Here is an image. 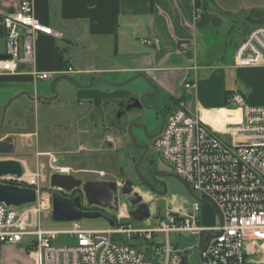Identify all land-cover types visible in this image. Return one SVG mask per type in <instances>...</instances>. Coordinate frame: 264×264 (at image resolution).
Returning <instances> with one entry per match:
<instances>
[{
	"label": "crops",
	"instance_id": "1",
	"mask_svg": "<svg viewBox=\"0 0 264 264\" xmlns=\"http://www.w3.org/2000/svg\"><path fill=\"white\" fill-rule=\"evenodd\" d=\"M20 2L0 0V61L8 57L3 21L17 11ZM197 9L201 18L196 16ZM35 15L62 37L37 35L35 65H23L15 75L0 72V121L5 115L0 136L13 139L15 154L7 157L22 162L26 171L30 172L28 158L35 159L37 171L39 160L51 163L47 155L53 156L58 166L68 156L71 166L59 167L76 177L90 173L83 160L96 153L107 157L110 152L127 154L131 147L127 128L115 130L111 124L117 102L141 99V94L127 89L134 80L151 88V104H160L168 115L178 101H185L191 114L221 135L227 125L242 119L241 110L228 103L235 91L249 105H264V68L234 66L238 45L251 30L264 25V0H120L117 16L114 0H35ZM58 54L66 65L63 70L57 69ZM69 68L83 74L41 82L30 73L33 69L55 73ZM90 81L91 87L85 88ZM188 84L192 87L187 88ZM53 86L57 96L51 93ZM65 95L71 96L66 104L71 114L64 118L68 122L64 140L59 136L63 130L59 117L51 125L50 139L34 142L40 118L35 115L27 121L25 115L33 109L38 114L43 110L46 117L58 114L63 106L60 96ZM195 199L210 210L204 220L198 215V224L216 227L217 211L195 196L191 202L184 199L174 210L180 216L190 213ZM128 208L123 203L116 219L129 218ZM210 236L194 239V244L182 243L186 245L183 249H192L190 252L199 256Z\"/></svg>",
	"mask_w": 264,
	"mask_h": 264
},
{
	"label": "built area",
	"instance_id": "2",
	"mask_svg": "<svg viewBox=\"0 0 264 264\" xmlns=\"http://www.w3.org/2000/svg\"><path fill=\"white\" fill-rule=\"evenodd\" d=\"M196 16L201 18L199 9ZM3 23L9 57L0 61L4 74L15 75L23 65H35L37 35L62 37L38 21L35 0H21L17 11ZM234 66L264 68V25L251 30L238 45ZM30 73L36 81L83 74L74 68L55 73L33 69ZM228 103L241 110L242 119L227 125L222 135L191 114L185 101H178L154 140V148L192 195L213 205L216 227L198 224L201 203L195 199L190 213L180 216L169 210L166 222L152 225L150 219L141 224L134 221L135 226L130 218L118 217L115 226L105 230H85L80 222H71L68 230H44L41 217L52 214L53 204L52 195L42 185L41 165L34 174L25 171L21 178L0 177V184L32 188L37 193L36 203L20 208L0 203V244L17 245L28 239L36 264H188L190 253L172 244L171 234H186L193 240L206 234L211 236L199 253V264H264V105L247 104L238 91L230 95ZM47 156L54 172L69 173L53 156ZM160 234L166 237V244L155 242ZM60 235L75 243L55 245Z\"/></svg>",
	"mask_w": 264,
	"mask_h": 264
},
{
	"label": "rangeland",
	"instance_id": "3",
	"mask_svg": "<svg viewBox=\"0 0 264 264\" xmlns=\"http://www.w3.org/2000/svg\"><path fill=\"white\" fill-rule=\"evenodd\" d=\"M63 89L66 88L65 87L61 88V90ZM127 89L129 90V92L131 93L133 92L134 95L141 94L142 95L141 97H143L146 94H151V92H153L151 91V88L144 81L140 79L134 80L132 83H130L127 86ZM51 93H53L54 96L58 95L57 89H55L54 86L53 88H51ZM151 99H153L152 96H147L148 102H150ZM59 101L60 104L62 103L63 106L58 108L57 110L58 114L54 112L48 114L46 117L43 113V110H39V114H38V112L34 109L32 114L29 113V111L26 115L24 114L25 120L27 121H29L30 119L34 120L35 115H36V119L38 116L40 118V120L37 122V130H36V136L38 135V138L37 139L35 138L34 142H36V140L39 139L41 143H46V139H50V136L52 134L51 125L55 123L57 119H59V117H60L59 125L62 126L63 128V130L59 132V136H61V141L64 140L63 138L65 136V129L68 128V122L64 118L67 114H71V109L68 108L70 106H66V104L71 101V96L70 95L69 96L65 95L62 97L60 96ZM145 105H146V100H145ZM150 112H151L150 110L144 107L142 110H139L138 112L132 114V116L128 120H126V124L129 125L134 120H137L142 114L144 118H146L147 116H149L148 113ZM45 117L46 119L44 120ZM2 119L0 121V127H2ZM149 119L150 121L152 120L151 116L149 117ZM140 130L141 129H139L138 126H135L132 127L131 132L128 131L127 133L129 138L128 141L129 143L131 142L132 147L128 148L127 146L128 148L127 154L124 152H120L118 154H116L115 152H110L111 156L107 157L100 153H96L91 158L83 160V163L89 166L88 168L90 170V173L76 174L77 175L76 178L82 180L83 182H89L94 180L99 181L103 177L115 180L123 177V172H124L128 179L130 180L134 179L136 177L135 172L137 170L135 171L134 168V158L132 151L133 152L135 151L134 149H136V145L131 141V139L132 136L135 137L137 143L140 144L141 142ZM124 154H126L125 158H124ZM149 157H150V161H153L154 164L156 165L157 172L159 173V176L162 178L163 182L161 185L156 187V190L152 192V195L143 193V190L141 189L140 190L136 189V191L139 192L143 196L145 201L148 202L151 208V212L154 213V215H152L151 217V221H153V223L155 224L156 222L159 223V221L161 220L166 222L167 221L166 215L169 210H174L176 205L182 202L184 199L191 202L193 196L190 193V190L186 186V184L175 176L173 169L154 148V140L151 144ZM0 158H8V157L4 156ZM47 160L46 161L39 160L41 164L40 163L38 164L39 166L43 165L44 167L43 170L44 182L42 184L43 188L45 191H47L49 194L52 195L51 193L52 190L50 186V176L55 173H52L54 171V167L51 168L50 167L51 163ZM62 160L63 161L59 163V166L62 167L71 166V161L68 156L63 157ZM28 162H29V170L32 174H34L36 172V166H37L36 161L33 158H28ZM140 162L143 163L144 161H140ZM119 167L122 169H119ZM140 169L142 172L143 164L140 166ZM101 174H104L105 176L102 177ZM194 196L200 198L198 194H195ZM147 197H150L151 199L148 200ZM206 204L212 207L214 213L216 212L215 208L211 203L206 202ZM126 205L130 207L128 203ZM208 208L201 207L200 209L199 215L203 218V220L205 219L206 213L207 212L210 213V210ZM124 221H129V220L124 219ZM129 222H132L136 226V223L134 221H129ZM80 223L85 230H105L110 227L109 224L104 219H89V220L86 219L80 221ZM41 225L44 230H68L71 228V223L54 222L52 220V214L51 215L43 214L41 217ZM170 240L172 244L178 245L182 249L186 247V245L183 246L182 243H187V241H190L191 244H194V240L186 234H183L181 236L177 234H171ZM155 242L166 244V237L160 234L158 235ZM28 243L29 240L25 239L24 242L17 245L0 244V264H35L36 261L34 256L35 252L32 247L28 246ZM74 243L75 241L72 238L65 235H60L54 244L61 246V245H73ZM185 250L187 251V253H190L188 264H199L198 254L190 252L192 249L186 248Z\"/></svg>",
	"mask_w": 264,
	"mask_h": 264
},
{
	"label": "water",
	"instance_id": "4",
	"mask_svg": "<svg viewBox=\"0 0 264 264\" xmlns=\"http://www.w3.org/2000/svg\"><path fill=\"white\" fill-rule=\"evenodd\" d=\"M9 57L6 56V59ZM142 76V75H140ZM71 80L72 79H67ZM55 83V82H54ZM93 81H90V88ZM76 84V83H75ZM77 85V84H76ZM152 94H146L141 99H130L133 104L128 107V110L138 109L142 110L145 105V99ZM151 110H158L163 115L160 107L147 108ZM7 109H5L6 111ZM5 123V115L2 119V126ZM163 122L159 133L154 136L156 139L164 128ZM135 126H138L137 124ZM141 129L147 130L144 126H138ZM143 127V128H142ZM2 127H0L1 130ZM132 128L130 125L129 130ZM131 131V130H130ZM133 143L140 149L144 150V154L149 151L148 146H141L135 141L132 136ZM15 145L13 139H2L0 136V155H14ZM153 163V161H151ZM25 167L22 162L13 159L0 161V177L2 176H16L21 178L24 175ZM50 186L52 189V220L57 223H71L80 222L86 219H104L110 227L115 226V218L110 217L109 214H117L121 211L120 198L124 197L130 208L127 209L129 218L141 224L144 221L151 219V208L143 196L134 189V183L131 180L127 181H89L83 182L72 174L55 173L50 176ZM81 189L84 195L85 207L82 204V197L67 198L63 193H74ZM191 193V191H190ZM192 194V193H191ZM37 202V193L32 188H22L14 185L0 184V203L7 206L20 208L31 205ZM206 202V201H204ZM91 207H98L100 211H89Z\"/></svg>",
	"mask_w": 264,
	"mask_h": 264
},
{
	"label": "flooded vegetation",
	"instance_id": "5",
	"mask_svg": "<svg viewBox=\"0 0 264 264\" xmlns=\"http://www.w3.org/2000/svg\"><path fill=\"white\" fill-rule=\"evenodd\" d=\"M132 98H135V97H130L126 101L116 103V107H115V110H114L113 115H112L111 127L114 128L115 130H119V129L124 128L123 131H126L125 129L127 128V132L128 131L131 132L130 130L132 128L129 130L130 125H132V127H135V125L137 124L138 126L146 127V129H147L146 131L143 127H142L143 129L140 128L141 133H142L140 145L141 146H148L149 151L146 152L143 157H142V155L144 153L143 149H140L136 146V149H134L135 151L134 152L132 151L133 158H134V168H135V171L137 170L138 172L137 171L135 172L136 177L134 179H132L131 181L134 183L133 187L135 190L141 189V190H143V193H147L149 195H152V192L154 190H156V187L161 185L163 181H162V178L159 176V173L157 172L156 165L154 164V162L152 163L150 161L149 153H150V149H151V144H152L153 140H155L154 136H156L159 133L163 122L164 123L166 122V119L168 117V111L161 108L159 106L160 104H158V103L157 104H155V103L151 104V102L146 101L147 108L160 107V109L163 112V115L158 110L148 109L150 111H154L153 114L148 113V115L149 114L150 115L147 116L146 118H144V116L142 114L137 120H134V121L132 120L133 122H131L129 125H127L126 120H128L132 116V114L139 111L138 109L128 110V107L131 104H133V102H131V100H130ZM146 99H147V97H146ZM150 116L152 117L153 122H150V119H149ZM135 141H136V139H135ZM131 147H132V144H131ZM135 156L138 158H136ZM140 161H144V162L142 163ZM141 163L143 164L142 172L140 169V166L142 165ZM121 171H123V170H121ZM122 180H124V181L130 180L126 177V174L124 172H123V177H121L120 179L114 180V179H108V178L103 177L99 181H117V182H120ZM94 181H96V180H94ZM52 192L53 191H51V193ZM63 195L66 196L67 198H75L77 196H81L82 197V204L85 207L84 195H83V192L81 189L77 190L74 193H69V194L63 193ZM123 203L127 204V201L125 200L124 197H121L120 198V207H122L121 204H123ZM85 210L100 211V209L98 207H91L90 209L85 208ZM108 215L110 217L114 216V215L109 214V213H108Z\"/></svg>",
	"mask_w": 264,
	"mask_h": 264
},
{
	"label": "trees",
	"instance_id": "6",
	"mask_svg": "<svg viewBox=\"0 0 264 264\" xmlns=\"http://www.w3.org/2000/svg\"><path fill=\"white\" fill-rule=\"evenodd\" d=\"M119 1L120 0H114V12L115 16L118 15L119 12ZM198 1V0H197ZM66 65L62 64V58L60 57V54L57 55V69L63 70L65 69Z\"/></svg>",
	"mask_w": 264,
	"mask_h": 264
},
{
	"label": "bare ground",
	"instance_id": "7",
	"mask_svg": "<svg viewBox=\"0 0 264 264\" xmlns=\"http://www.w3.org/2000/svg\"><path fill=\"white\" fill-rule=\"evenodd\" d=\"M149 200L151 199L150 197H147Z\"/></svg>",
	"mask_w": 264,
	"mask_h": 264
}]
</instances>
